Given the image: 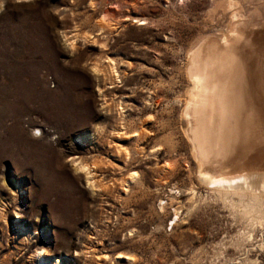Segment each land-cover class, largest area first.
<instances>
[{
  "label": "rangeland",
  "instance_id": "rangeland-1",
  "mask_svg": "<svg viewBox=\"0 0 264 264\" xmlns=\"http://www.w3.org/2000/svg\"><path fill=\"white\" fill-rule=\"evenodd\" d=\"M216 4L0 0V264H264V218L200 180L186 137Z\"/></svg>",
  "mask_w": 264,
  "mask_h": 264
},
{
  "label": "bare ground",
  "instance_id": "bare-ground-1",
  "mask_svg": "<svg viewBox=\"0 0 264 264\" xmlns=\"http://www.w3.org/2000/svg\"><path fill=\"white\" fill-rule=\"evenodd\" d=\"M214 1L216 9L230 13V22L220 36L205 37L188 55L193 87L183 111L186 137L200 180L244 215L260 220L264 218V13L247 11V0ZM135 178L133 173L131 180Z\"/></svg>",
  "mask_w": 264,
  "mask_h": 264
},
{
  "label": "snow or ice",
  "instance_id": "snow-or-ice-1",
  "mask_svg": "<svg viewBox=\"0 0 264 264\" xmlns=\"http://www.w3.org/2000/svg\"><path fill=\"white\" fill-rule=\"evenodd\" d=\"M94 71H95V69H94ZM149 119H151V117H149ZM81 171H87V169H81Z\"/></svg>",
  "mask_w": 264,
  "mask_h": 264
}]
</instances>
